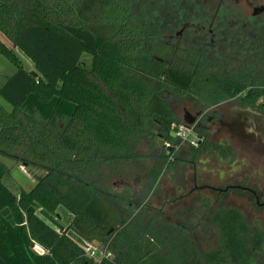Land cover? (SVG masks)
<instances>
[{"label":"trees","instance_id":"1","mask_svg":"<svg viewBox=\"0 0 264 264\" xmlns=\"http://www.w3.org/2000/svg\"><path fill=\"white\" fill-rule=\"evenodd\" d=\"M96 3L87 1L84 9L72 0L68 13L64 0H27L23 6L0 0V52L17 68L0 86L13 106L9 112L0 105V155L45 171L34 187L16 194L0 159V264H258L263 233L236 209L212 214L220 244L200 253L178 233L166 243L151 224L123 219L105 197L109 175L141 160L139 145L154 136L150 123L167 142H176L178 130L161 95L165 67L137 51L141 40L131 39L115 3ZM84 55L92 58L90 67ZM58 116L67 121L54 130L50 123ZM162 156L150 169L152 183L170 157ZM59 208L71 217L63 231L37 212ZM73 234L113 257L95 260ZM35 244L45 252L38 253Z\"/></svg>","mask_w":264,"mask_h":264},{"label":"flooded vegetation","instance_id":"2","mask_svg":"<svg viewBox=\"0 0 264 264\" xmlns=\"http://www.w3.org/2000/svg\"><path fill=\"white\" fill-rule=\"evenodd\" d=\"M77 1L85 9L92 0ZM111 1L120 9L118 17L128 21L131 39L141 40L137 51L166 69L161 95L174 115L172 128L178 130L173 131L176 142L167 145L169 152L173 147L178 151L181 129L197 140L191 146L195 149L187 151L192 170L178 172V184L206 192L215 204L209 216L217 228L212 214L232 208L249 226L263 228L264 0ZM64 2L70 13L72 0ZM200 158L239 169L203 177ZM186 209L180 212L179 227L205 222L199 219L194 225L191 207ZM219 242L217 238L210 246Z\"/></svg>","mask_w":264,"mask_h":264},{"label":"rangeland","instance_id":"3","mask_svg":"<svg viewBox=\"0 0 264 264\" xmlns=\"http://www.w3.org/2000/svg\"><path fill=\"white\" fill-rule=\"evenodd\" d=\"M13 1L21 6L27 2V0ZM3 41L7 46L15 49L25 67L31 68L32 62L19 49L13 47L8 41ZM83 61L87 67H90L92 58L89 55H84ZM16 69V65L0 52V86L5 83L7 77L12 75ZM0 105L9 112L13 110L12 104L1 95ZM36 115L44 123L47 122L40 114ZM66 121L67 117L58 116L50 125L52 129L59 130L65 126ZM149 128L154 136L151 139L143 138L139 145L138 155L141 160L126 169V172H113L109 175L106 188L110 194L105 195V197L120 212L123 219L129 221L134 219L141 225L151 224L160 232L162 239L166 243L172 238L171 234L178 233L180 240H191L197 250L202 252L208 244L209 246L214 244L215 240L219 239L221 235L219 229L210 221L209 215L212 206L215 205L213 200L207 196L205 191H192L189 185L181 188L178 184L180 176L178 172L184 170L185 167L190 171L192 170L187 164L191 160L187 151L195 148L191 147L192 145L189 142L180 140L178 151L172 154L167 149V145L171 142H165L163 138L157 136V125L150 123ZM182 152H185L187 157ZM162 155H169L170 157L167 158L166 163H160L159 177L155 183H152L150 169L154 167L159 158L163 157ZM183 157L188 159H181ZM0 159L10 169V174L5 179V182L16 194H19L23 189L30 190L45 175L44 170L26 161L15 160L3 155H0ZM197 163L203 177L205 175L213 176L217 173L223 176L230 169L232 171L239 169L236 164L229 167L228 164H224L221 161L212 165L210 159L204 158L198 159ZM189 193L190 195L187 196ZM185 197L187 199L182 200ZM187 207H191L189 212L192 214L194 225L199 219H204L205 222L197 227H179L180 219L184 218V216H180V212L188 211ZM37 212L50 224L60 229L67 227L71 221L69 213L64 208H59L52 214H48L44 210H38ZM250 227L253 230H264V227L257 228L254 225ZM87 245L90 248L92 247V249L100 250V253L103 252L98 243H87ZM163 250L171 251L169 247L168 250L166 247ZM36 251L38 253L42 252L39 249ZM262 253L256 255L258 264H264V252L262 251ZM110 256L111 258L113 257V255Z\"/></svg>","mask_w":264,"mask_h":264},{"label":"built area","instance_id":"4","mask_svg":"<svg viewBox=\"0 0 264 264\" xmlns=\"http://www.w3.org/2000/svg\"><path fill=\"white\" fill-rule=\"evenodd\" d=\"M178 136L181 138L182 141H187L189 142L191 145H195L197 143V140L195 138H192V136H190V132L188 129H181L179 132H178ZM172 144H168V146H171ZM180 145H178L176 148H178ZM37 246H39V250H41L42 252L41 253H44L45 252V249L43 247H41L39 244H35ZM34 245V246H35ZM35 249V247H34ZM90 250L89 251V256L94 258L95 260H99L101 258H104L105 256H110L111 254L110 253H107L105 250H102L103 252L100 253V250H95L92 249V247L88 248ZM36 250V249H35Z\"/></svg>","mask_w":264,"mask_h":264},{"label":"crops","instance_id":"5","mask_svg":"<svg viewBox=\"0 0 264 264\" xmlns=\"http://www.w3.org/2000/svg\"><path fill=\"white\" fill-rule=\"evenodd\" d=\"M31 68H32V65H31ZM11 76V75H10ZM9 78V76L7 77V79ZM6 79V80H7ZM71 218V217H70ZM55 226V225H54ZM56 227V226H55ZM56 228H58V227H56ZM66 228V227H65ZM65 228L64 229H60V228H58V229H60V230H65ZM76 236V235H75ZM76 240H78L79 242H81L82 244H84V245H86V246H88L87 245V243L83 240V239H81V238H79V237H76Z\"/></svg>","mask_w":264,"mask_h":264},{"label":"water","instance_id":"6","mask_svg":"<svg viewBox=\"0 0 264 264\" xmlns=\"http://www.w3.org/2000/svg\"><path fill=\"white\" fill-rule=\"evenodd\" d=\"M32 74H33V75H37V72H36V71H32ZM188 123H189V124H193V121H189ZM34 247H35L36 250L39 249V246H37V245H35Z\"/></svg>","mask_w":264,"mask_h":264}]
</instances>
